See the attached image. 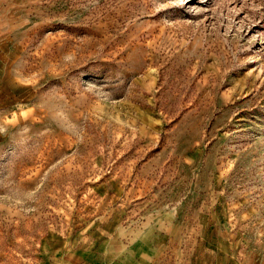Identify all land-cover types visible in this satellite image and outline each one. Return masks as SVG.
<instances>
[{
    "label": "rangeland",
    "instance_id": "rangeland-1",
    "mask_svg": "<svg viewBox=\"0 0 264 264\" xmlns=\"http://www.w3.org/2000/svg\"><path fill=\"white\" fill-rule=\"evenodd\" d=\"M155 209L264 264V0H0V264Z\"/></svg>",
    "mask_w": 264,
    "mask_h": 264
},
{
    "label": "crops",
    "instance_id": "crops-1",
    "mask_svg": "<svg viewBox=\"0 0 264 264\" xmlns=\"http://www.w3.org/2000/svg\"><path fill=\"white\" fill-rule=\"evenodd\" d=\"M181 215L155 209L141 220L125 221L113 214L60 243L50 264H180L187 229Z\"/></svg>",
    "mask_w": 264,
    "mask_h": 264
}]
</instances>
